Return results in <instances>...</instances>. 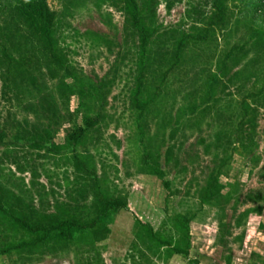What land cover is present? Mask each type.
<instances>
[{"label": "rangeland", "instance_id": "1", "mask_svg": "<svg viewBox=\"0 0 264 264\" xmlns=\"http://www.w3.org/2000/svg\"><path fill=\"white\" fill-rule=\"evenodd\" d=\"M21 1L0 0V264H264V0H134L144 50L129 0H45L49 37ZM98 195L127 207L100 239L14 221L89 223Z\"/></svg>", "mask_w": 264, "mask_h": 264}, {"label": "trees", "instance_id": "2", "mask_svg": "<svg viewBox=\"0 0 264 264\" xmlns=\"http://www.w3.org/2000/svg\"><path fill=\"white\" fill-rule=\"evenodd\" d=\"M130 5L132 8V23L134 27L138 31L141 32V45L143 50L145 49L147 39L149 38L150 34L146 31L145 28L142 27L139 21V15L137 11V6L134 0H129ZM21 5H17L16 9L20 16L27 17L32 20V23L40 26V33L41 36L49 37V29L51 28L53 21H54V13L49 10L45 0H22ZM220 11V10H219ZM220 17L222 16V11L219 12ZM221 20V18H220ZM37 34V33H33ZM183 46V42L178 44L176 49V54H178L179 50ZM102 99V98H101ZM100 114L98 113L94 117H85L84 119V126H74L66 136L68 143L73 147L78 143L80 137L90 128H92L99 120ZM2 136L0 135V142ZM41 142V141H40ZM51 149L54 152H58V148L53 146ZM144 158L147 159V155L144 154ZM152 174H155L160 179L163 178L162 173L159 170H152ZM263 176H264V169H263ZM216 175H211L210 181L208 184L202 189V202H210V200H218L219 199V187L216 183ZM163 186L169 190V183L166 180H162ZM97 201L100 205L99 212L96 214L95 218H93L89 223H83L78 220L69 219V218H61L55 221L46 223L45 220L40 221L39 225H35L33 228H30L29 225L23 220L19 218H14V221L21 224L27 230H30L33 233H38L39 237L37 238L36 242L45 241L49 236L52 234L54 238L63 240V241H72L74 240L77 234L83 233L85 231L91 230L92 233L95 235L96 230L99 228V224L102 222V233L101 236L98 238H103L105 232H107V228L104 227L105 223L110 217L112 212H116L121 209H127L124 201L119 198L114 197H103L102 195L97 196ZM0 213L6 215L9 212L5 209L4 206L0 204ZM48 218V217H47ZM178 221L183 228L187 230V226L189 223L190 218L177 216L174 219ZM171 252L181 254L182 256H187V251L184 249H180L177 246H173Z\"/></svg>", "mask_w": 264, "mask_h": 264}]
</instances>
